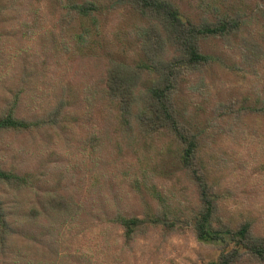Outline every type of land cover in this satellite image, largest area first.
<instances>
[{"label":"rangeland","instance_id":"1","mask_svg":"<svg viewBox=\"0 0 264 264\" xmlns=\"http://www.w3.org/2000/svg\"><path fill=\"white\" fill-rule=\"evenodd\" d=\"M93 1L99 6L96 23L82 18L63 29L69 24L66 14L73 2L83 0H0V7L15 2L21 11L15 13L18 20L13 28L11 11L1 19L11 54H0V114L14 99L19 101V116L28 120L50 116L61 107L62 98L67 104L56 125L33 133H1L0 165L29 177L40 200L46 192L66 196L81 211L59 217L55 224L41 216L38 224L29 225L38 231L36 235L53 231L51 249L22 241L18 248L29 261L43 264L216 261L221 245L198 240L193 221H186L195 210L196 194L181 170L180 146L168 137L155 140L140 132L133 139L123 136L118 104L92 95L91 90L97 94L101 89L100 80L111 61L127 66L146 62L142 37L147 28L131 6L119 0ZM171 1L183 20L196 23L214 20L218 12L259 16L264 10V0ZM86 30L88 46L78 48L75 38ZM203 51L215 61L202 75L183 83L177 96L179 114L200 135L201 162L217 185L220 219L234 228L252 221L264 235V116L252 112L264 86V70L256 73L241 50L228 51L221 41L204 42ZM156 78L155 74L146 77L144 86ZM232 107L244 112L234 118L224 114ZM3 192L14 217L29 212L37 201L29 191ZM161 197L175 201L178 230L165 237L155 229L148 241L137 243L133 254L121 252L118 230L102 225L101 219L121 206L126 213L150 221Z\"/></svg>","mask_w":264,"mask_h":264},{"label":"trees","instance_id":"2","mask_svg":"<svg viewBox=\"0 0 264 264\" xmlns=\"http://www.w3.org/2000/svg\"><path fill=\"white\" fill-rule=\"evenodd\" d=\"M119 2L131 6L147 22L142 37L146 62L127 66L111 61L107 74L100 80L101 89L97 94L91 90L92 95H96L101 101L109 100L118 104L123 136L133 139L135 134L140 132L155 140L168 137L180 146L181 170L193 184L196 194L195 210L191 216H187L186 221H193V231L198 240H211L222 247L218 259L207 264H264V235L257 232L255 223L244 221L234 228L220 219L217 185L210 181L201 162L200 135L182 121L177 104V96L183 83L202 75L215 61L214 56L203 51L204 42L221 41L228 51L241 50L245 63L252 66L256 73L260 74L257 71L264 70V10L259 16L242 11L234 14L218 12L214 20L203 19L196 23L193 20H183L178 6L171 0ZM14 3L8 8L0 7V25L2 17L7 14L9 16L11 11L12 20L9 21V27H14L18 20L15 17L18 9ZM98 8V4L93 0L73 2L66 14V20L70 19L69 24L62 25L63 29L82 18H91L96 23ZM22 27L23 24L19 29ZM88 33L86 30L75 38L78 48L88 46ZM33 34L35 35L36 31H33ZM4 36L0 27V54H11L8 53L10 47L4 43ZM47 51L53 52V49L49 50L47 47ZM153 74L157 78L144 86L146 77ZM256 101L257 105L252 112L264 116V86L259 88ZM59 103L61 107L56 108L57 111L54 112L55 109L50 116L28 120L19 116V101L14 99L7 110L0 114V134L10 131L33 133L56 125L67 106L66 98H62ZM227 110L224 114L233 118L241 116V111L244 112L233 107ZM148 184L152 185L149 178ZM151 187L156 189L154 185ZM8 189L18 194L23 191L34 194L37 199L34 207L29 212L25 210L22 215L18 213L14 217L16 212L7 206L2 194L5 193L3 190ZM38 191L29 177L0 165V264H43L29 261L23 256V249L18 248L20 241L29 246L39 244L43 248L51 249L54 233L48 229L47 233L36 235L38 231H32L34 227L29 225L38 224L41 216H46L55 224L59 217L79 214L80 206L69 197L46 192L40 200L41 194ZM156 196L160 197V194L157 193ZM157 208L156 213L150 216V221L126 213L121 206L112 214L107 213L106 217L100 219L102 225L118 230L116 236L119 250L133 254L137 243L143 239L148 241L153 230H161L165 237L178 230L180 219L173 214L177 208L175 201L161 197ZM22 221H27V225L22 224ZM75 264L82 263L76 261Z\"/></svg>","mask_w":264,"mask_h":264}]
</instances>
